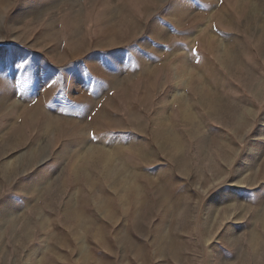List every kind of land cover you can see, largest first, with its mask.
<instances>
[{"label": "rangeland", "instance_id": "rangeland-1", "mask_svg": "<svg viewBox=\"0 0 264 264\" xmlns=\"http://www.w3.org/2000/svg\"><path fill=\"white\" fill-rule=\"evenodd\" d=\"M0 264H264V0H0Z\"/></svg>", "mask_w": 264, "mask_h": 264}, {"label": "snow or ice", "instance_id": "snow-or-ice-1", "mask_svg": "<svg viewBox=\"0 0 264 264\" xmlns=\"http://www.w3.org/2000/svg\"><path fill=\"white\" fill-rule=\"evenodd\" d=\"M27 62L17 63L15 65L16 68L25 69ZM36 75V71L30 67H27V70L21 74V78L23 79L24 83L27 84L31 82L32 78Z\"/></svg>", "mask_w": 264, "mask_h": 264}]
</instances>
